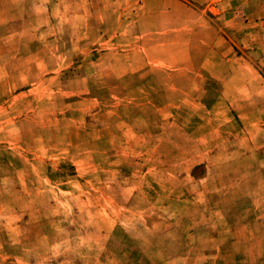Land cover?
<instances>
[{"label": "rangeland", "instance_id": "rangeland-1", "mask_svg": "<svg viewBox=\"0 0 264 264\" xmlns=\"http://www.w3.org/2000/svg\"><path fill=\"white\" fill-rule=\"evenodd\" d=\"M0 264H264V0H0Z\"/></svg>", "mask_w": 264, "mask_h": 264}]
</instances>
